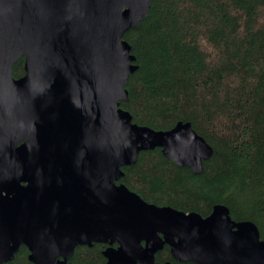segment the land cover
Returning a JSON list of instances; mask_svg holds the SVG:
<instances>
[{"label": "water", "instance_id": "water-1", "mask_svg": "<svg viewBox=\"0 0 264 264\" xmlns=\"http://www.w3.org/2000/svg\"><path fill=\"white\" fill-rule=\"evenodd\" d=\"M150 6L0 0V263L21 244L31 264H68L77 245L116 242L102 251L106 264H172L154 259L165 243L177 262L264 264L256 225L226 206L202 216L117 183L141 150L160 147L193 173L212 154L189 123L155 130L119 105L136 68L123 35Z\"/></svg>", "mask_w": 264, "mask_h": 264}, {"label": "trees", "instance_id": "trees-1", "mask_svg": "<svg viewBox=\"0 0 264 264\" xmlns=\"http://www.w3.org/2000/svg\"><path fill=\"white\" fill-rule=\"evenodd\" d=\"M123 38L136 68L119 105L134 123L168 130L189 123L211 147L202 170L169 160L160 147L141 150L119 183L144 200L208 215L227 207L253 222L264 239V0H151L148 15ZM21 57L12 76L24 74ZM105 245L75 247L68 264H105ZM21 244L11 260L31 264ZM156 262H177L169 245Z\"/></svg>", "mask_w": 264, "mask_h": 264}, {"label": "flooded vegetation", "instance_id": "flooded-vegetation-1", "mask_svg": "<svg viewBox=\"0 0 264 264\" xmlns=\"http://www.w3.org/2000/svg\"><path fill=\"white\" fill-rule=\"evenodd\" d=\"M117 183H119V180L117 181ZM142 198V197H141ZM143 199V198H142ZM146 201V200H145ZM148 202V201H147ZM157 233H160V232H157ZM99 243H101V242H99ZM102 244H104L105 245V248L106 247H116L118 244L116 243V242H114V243H112V244H110L109 242H106V243H102ZM141 244L142 245H144L145 244V241H142L141 242ZM165 245H167L166 243H165ZM78 246V245H77ZM76 246V247H77ZM87 246H90V245H87ZM75 249V248H74ZM156 253V252H155ZM155 253H154V255H155ZM106 258H105V264H106ZM138 264V263H137Z\"/></svg>", "mask_w": 264, "mask_h": 264}]
</instances>
